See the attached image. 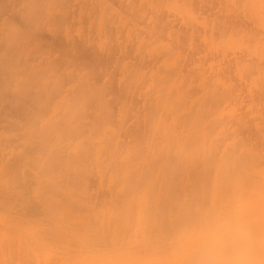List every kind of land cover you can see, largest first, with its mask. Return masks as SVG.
<instances>
[{
  "label": "bare ground",
  "instance_id": "6f19581e",
  "mask_svg": "<svg viewBox=\"0 0 264 264\" xmlns=\"http://www.w3.org/2000/svg\"><path fill=\"white\" fill-rule=\"evenodd\" d=\"M25 71L14 80L11 109L24 114L16 126L32 157L22 165L23 156L5 161L0 154V264H85L109 253L180 264L190 232L217 209L264 214V149L228 136L213 108L172 107L161 93L168 76L154 80L160 95L143 120L147 137L136 133L124 145L120 128L107 122L102 92L89 129L88 94L66 103L71 113L59 116L65 104L56 101L58 85L38 89V75ZM93 174L103 195L89 194Z\"/></svg>",
  "mask_w": 264,
  "mask_h": 264
},
{
  "label": "rangeland",
  "instance_id": "374dc122",
  "mask_svg": "<svg viewBox=\"0 0 264 264\" xmlns=\"http://www.w3.org/2000/svg\"><path fill=\"white\" fill-rule=\"evenodd\" d=\"M251 63L262 69L248 71ZM27 69L38 89L58 85L59 116L88 94L89 129L102 92L124 145L136 133L147 137L143 120L160 95L154 80L168 76L161 93L172 107L213 108L228 136L264 149V0H0V154L23 156L22 165L32 151L16 126L24 114H13L11 101ZM98 184L91 175L90 196L105 193Z\"/></svg>",
  "mask_w": 264,
  "mask_h": 264
},
{
  "label": "clouds",
  "instance_id": "9594fccd",
  "mask_svg": "<svg viewBox=\"0 0 264 264\" xmlns=\"http://www.w3.org/2000/svg\"><path fill=\"white\" fill-rule=\"evenodd\" d=\"M85 264H150L136 253L89 257ZM180 264H264V214L239 207L209 214L190 232Z\"/></svg>",
  "mask_w": 264,
  "mask_h": 264
}]
</instances>
